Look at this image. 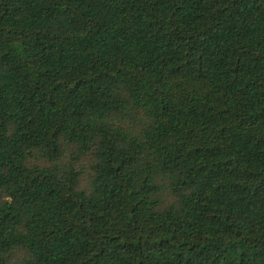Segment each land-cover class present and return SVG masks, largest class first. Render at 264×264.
<instances>
[{"label":"trees","instance_id":"1","mask_svg":"<svg viewBox=\"0 0 264 264\" xmlns=\"http://www.w3.org/2000/svg\"><path fill=\"white\" fill-rule=\"evenodd\" d=\"M0 264H264V0H0Z\"/></svg>","mask_w":264,"mask_h":264},{"label":"rangeland","instance_id":"2","mask_svg":"<svg viewBox=\"0 0 264 264\" xmlns=\"http://www.w3.org/2000/svg\"><path fill=\"white\" fill-rule=\"evenodd\" d=\"M85 161H86V160H85ZM84 167H85V174H86V175H85V178L88 179V178H89V175H90V174H89L90 171H89V166L87 165V162H85V166H84Z\"/></svg>","mask_w":264,"mask_h":264}]
</instances>
